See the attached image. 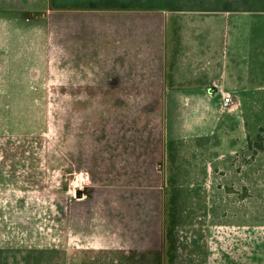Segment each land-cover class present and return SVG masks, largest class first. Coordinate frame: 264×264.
Segmentation results:
<instances>
[{"label": "rangeland", "instance_id": "rangeland-1", "mask_svg": "<svg viewBox=\"0 0 264 264\" xmlns=\"http://www.w3.org/2000/svg\"><path fill=\"white\" fill-rule=\"evenodd\" d=\"M1 1L14 86L0 88V264H264V12L215 16L221 47L211 55L247 79V95L165 118L159 96L70 91L75 33L99 28L105 12ZM177 12L168 41L188 16ZM147 13L133 15L136 28Z\"/></svg>", "mask_w": 264, "mask_h": 264}, {"label": "crops", "instance_id": "crops-1", "mask_svg": "<svg viewBox=\"0 0 264 264\" xmlns=\"http://www.w3.org/2000/svg\"><path fill=\"white\" fill-rule=\"evenodd\" d=\"M17 1L26 3V0ZM82 2L83 0L76 1ZM69 10L76 13L89 11L107 14L100 20L96 18L95 24L99 28H91L90 31L87 27L80 28L72 40L70 79L73 85L69 89L75 94L159 96L161 102L157 103L156 100V108L163 111L165 118L168 114L170 117L171 112L187 107L205 108L208 103L218 104L222 102L221 91L232 97L247 95V79L242 80L243 77L236 73L235 67L230 70L225 61L211 55L214 54L211 48L219 56L221 20L215 17L218 13L252 10L77 7ZM139 11L148 12L144 14L147 23H144L146 27L143 29L136 28L139 23L137 16H133ZM175 11L188 16L187 19H182L177 14V30L174 31L172 40L168 41L167 16ZM6 16L7 12L0 11V18L4 21L0 23V70L6 72L0 77V88L12 90L14 34L12 24L7 27ZM178 25H181L180 29ZM236 30L237 44L241 46L244 43L245 46L247 27ZM141 31H145V35ZM91 33H99L100 39H89ZM236 63L242 64V57ZM244 68L246 71L247 66ZM237 102L235 101V105H238ZM170 129L165 120L164 137V134H170ZM176 132L177 130L174 133ZM188 132L179 129V137H186Z\"/></svg>", "mask_w": 264, "mask_h": 264}, {"label": "trees", "instance_id": "trees-1", "mask_svg": "<svg viewBox=\"0 0 264 264\" xmlns=\"http://www.w3.org/2000/svg\"><path fill=\"white\" fill-rule=\"evenodd\" d=\"M48 0V6L52 9L70 8H103V9H180L175 5L160 6L163 0ZM168 1V0H167ZM201 9H222V10H252L264 11V0H227L223 5L200 7Z\"/></svg>", "mask_w": 264, "mask_h": 264}, {"label": "built area", "instance_id": "built-area-1", "mask_svg": "<svg viewBox=\"0 0 264 264\" xmlns=\"http://www.w3.org/2000/svg\"><path fill=\"white\" fill-rule=\"evenodd\" d=\"M222 94V105L223 107H232L233 106V100L232 96L224 91H221Z\"/></svg>", "mask_w": 264, "mask_h": 264}]
</instances>
